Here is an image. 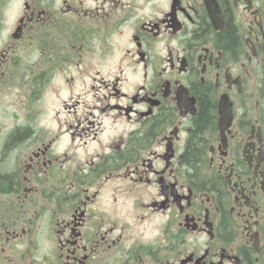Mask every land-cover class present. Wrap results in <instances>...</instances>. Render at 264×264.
I'll return each mask as SVG.
<instances>
[{
    "label": "flooded vegetation",
    "instance_id": "1",
    "mask_svg": "<svg viewBox=\"0 0 264 264\" xmlns=\"http://www.w3.org/2000/svg\"><path fill=\"white\" fill-rule=\"evenodd\" d=\"M0 264H264V0H0Z\"/></svg>",
    "mask_w": 264,
    "mask_h": 264
},
{
    "label": "trees",
    "instance_id": "2",
    "mask_svg": "<svg viewBox=\"0 0 264 264\" xmlns=\"http://www.w3.org/2000/svg\"><path fill=\"white\" fill-rule=\"evenodd\" d=\"M192 153L195 157L201 153V150L198 148V145L196 142H194L192 145Z\"/></svg>",
    "mask_w": 264,
    "mask_h": 264
}]
</instances>
